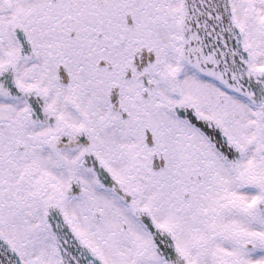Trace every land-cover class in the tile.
I'll return each mask as SVG.
<instances>
[{
	"label": "snow or ice",
	"instance_id": "snow-or-ice-1",
	"mask_svg": "<svg viewBox=\"0 0 264 264\" xmlns=\"http://www.w3.org/2000/svg\"><path fill=\"white\" fill-rule=\"evenodd\" d=\"M0 264H264V0H0Z\"/></svg>",
	"mask_w": 264,
	"mask_h": 264
}]
</instances>
